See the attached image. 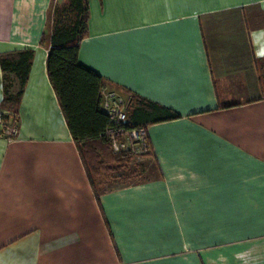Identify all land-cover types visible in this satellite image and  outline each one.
<instances>
[{
  "label": "crops",
  "instance_id": "obj_1",
  "mask_svg": "<svg viewBox=\"0 0 264 264\" xmlns=\"http://www.w3.org/2000/svg\"><path fill=\"white\" fill-rule=\"evenodd\" d=\"M55 1L0 0V54L35 51L0 136V264H264V0H89L80 62L180 115L149 124L148 177L99 192L40 43Z\"/></svg>",
  "mask_w": 264,
  "mask_h": 264
},
{
  "label": "trees",
  "instance_id": "obj_2",
  "mask_svg": "<svg viewBox=\"0 0 264 264\" xmlns=\"http://www.w3.org/2000/svg\"><path fill=\"white\" fill-rule=\"evenodd\" d=\"M55 9L56 16L53 19L52 13L50 14L47 31L40 42L49 46L47 54L49 80L60 102L68 129L80 151L87 178L96 192L107 191L109 183L104 184L101 181L103 179L106 181L108 176L113 174L115 169L111 164L125 168L131 163L133 155L126 151L117 153L112 151L110 140L104 134L110 123L109 116L102 109V89L106 79L84 66L79 59L81 43L88 36L89 0H66L62 6H56ZM34 54L33 49L0 54L6 82L7 99L4 105L9 102L14 104L23 94ZM12 75L14 80L9 77ZM14 82L17 83V90L11 93V88L15 86ZM128 106V126L132 128H148L151 123L180 117L172 110L140 97L134 96L133 102L131 101ZM7 110L14 114L18 122L17 112L13 108Z\"/></svg>",
  "mask_w": 264,
  "mask_h": 264
},
{
  "label": "built area",
  "instance_id": "obj_3",
  "mask_svg": "<svg viewBox=\"0 0 264 264\" xmlns=\"http://www.w3.org/2000/svg\"><path fill=\"white\" fill-rule=\"evenodd\" d=\"M102 109L109 116L110 123L104 134L110 140L113 152H129L141 159L151 152L148 128L129 125L128 103L116 90L106 86L102 89ZM0 136L9 142L19 137V126L14 114L6 109L0 111Z\"/></svg>",
  "mask_w": 264,
  "mask_h": 264
},
{
  "label": "rangeland",
  "instance_id": "obj_4",
  "mask_svg": "<svg viewBox=\"0 0 264 264\" xmlns=\"http://www.w3.org/2000/svg\"><path fill=\"white\" fill-rule=\"evenodd\" d=\"M66 0H56L54 3V10H52V16L51 18H55L56 16V6H62ZM58 9V7H57ZM54 14V15H53ZM54 16V17H53ZM11 78V76H9ZM10 83V82H9ZM11 102L6 103L4 105L3 109H10L13 108L15 111L16 109ZM17 114V113H16ZM15 114V115H16ZM145 160L144 158L138 159L136 157H133L131 163L125 168H120L116 166L117 164L112 163L111 165L115 169L113 174L111 176H108L106 179V182L109 183V188H114L117 187L118 185L121 184H130V183H135L144 180L146 177L149 176L148 169L144 168ZM144 163V164H143ZM155 169H154V174H155ZM153 174V175H154Z\"/></svg>",
  "mask_w": 264,
  "mask_h": 264
}]
</instances>
